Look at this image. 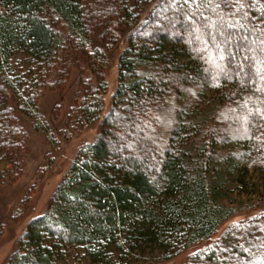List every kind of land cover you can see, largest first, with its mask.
Wrapping results in <instances>:
<instances>
[{
  "label": "trees",
  "instance_id": "trees-1",
  "mask_svg": "<svg viewBox=\"0 0 264 264\" xmlns=\"http://www.w3.org/2000/svg\"><path fill=\"white\" fill-rule=\"evenodd\" d=\"M72 73L81 95L62 135L99 131L6 264L69 249L124 264L210 240L183 264H264V0H0V182L18 174V115L47 132L39 94Z\"/></svg>",
  "mask_w": 264,
  "mask_h": 264
},
{
  "label": "rangeland",
  "instance_id": "rangeland-1",
  "mask_svg": "<svg viewBox=\"0 0 264 264\" xmlns=\"http://www.w3.org/2000/svg\"><path fill=\"white\" fill-rule=\"evenodd\" d=\"M120 49L121 45L111 47L107 52L104 74L108 87L104 110L108 109L111 94L117 84V56ZM80 95L81 87L78 84V78L73 73L60 89L46 90L39 94L38 111L43 120L42 123L47 126V132L41 129L34 130L28 118L18 115L26 134V144L20 151L19 170L12 167V170L18 173L16 178L10 182H0V264H6L7 259L15 251L17 238L27 223L45 212L55 187L67 170L77 149L97 136L99 128L96 125L74 132L67 138L62 135L66 115L79 101ZM8 166L10 167L7 163L0 162V172L9 168ZM254 213L255 211L251 210L229 218L213 237L219 236L232 222ZM210 241H202L189 246L170 258H165L160 253L148 254L124 264H183L189 261L194 252ZM102 259L103 257L94 261L81 249H69L58 264H96Z\"/></svg>",
  "mask_w": 264,
  "mask_h": 264
}]
</instances>
